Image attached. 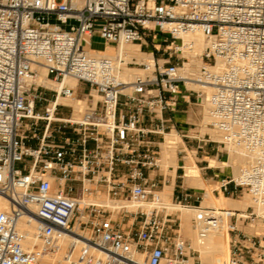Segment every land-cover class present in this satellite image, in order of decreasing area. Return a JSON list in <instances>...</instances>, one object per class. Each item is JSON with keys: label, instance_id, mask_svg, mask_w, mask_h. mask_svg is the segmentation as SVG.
<instances>
[{"label": "built area", "instance_id": "built-area-1", "mask_svg": "<svg viewBox=\"0 0 264 264\" xmlns=\"http://www.w3.org/2000/svg\"><path fill=\"white\" fill-rule=\"evenodd\" d=\"M197 33L208 45L187 66L196 47L186 37ZM96 37L105 48L152 43L156 53L127 62L141 70L127 82L117 77L125 59L96 50ZM42 67L60 89L36 82ZM80 84L100 99L72 120L57 101ZM192 95L209 104L213 129L253 158L217 191L247 190L264 209V0H0V195L9 202L0 264H202L148 175L161 168L151 140L165 133L160 115ZM99 194L117 209L93 201ZM205 212L201 238L221 220ZM121 216L133 227H120ZM230 249L228 264H264V234H239Z\"/></svg>", "mask_w": 264, "mask_h": 264}, {"label": "bare ground", "instance_id": "bare-ground-1", "mask_svg": "<svg viewBox=\"0 0 264 264\" xmlns=\"http://www.w3.org/2000/svg\"><path fill=\"white\" fill-rule=\"evenodd\" d=\"M186 41L194 42V45L196 47L195 51L191 53L192 61L187 64V66H191L193 63L199 64L200 59L197 58L202 51L206 48L208 45V42L204 38V36L201 33H197L194 35H190L186 37ZM103 53L111 56L120 55L123 59H125V63H118V70H117V77L120 80L124 81H132L136 75H138L141 70L137 67H129L127 66V62L135 61L134 59L137 58L140 61V57L144 55V53L141 50V46L139 44H128L123 45L119 49H116L112 46H108L104 48L102 51ZM151 55H149L150 57ZM137 61V60H136ZM36 82L38 84H42L48 88H54V89H60L61 83H56L55 81L49 79L47 77V71L45 68L39 69V74L36 78ZM65 84H68L71 87H76L78 85V81L73 78H67L65 80ZM212 90L210 88L207 89V93L210 94ZM95 98L94 102L97 103V101L100 99V95L96 92H93ZM86 98H78L76 96L74 97H62L60 96L57 103L66 105V106H73L75 108V114H73L72 120H81L84 112V104L86 102ZM54 104V102H53ZM208 104V103H207ZM81 113V115L79 113ZM209 115V114H208ZM207 116V115H206ZM210 116V115H209ZM211 122L210 117H206V122ZM206 124V123H205ZM204 124V126H205ZM205 129V128H204ZM214 131V130H212ZM219 137L221 138V143H226L231 148V156L228 160L222 161L221 165L222 167H231L232 173L235 175V177H238L241 169L249 165L253 158L250 154H248L246 151H244L241 148H238L234 146L232 143H230L226 136L218 133ZM177 133L170 132L166 134V141L163 142L164 150L162 151V162L164 164H173L176 169L178 166V159H177ZM217 139V140H218ZM235 148V149H234ZM215 162V160L213 159ZM212 162V163H214ZM217 162V161H216ZM219 162V161H218ZM217 165V164H216ZM186 173L185 177L191 181L193 186L198 187H205L206 193H205V200L203 201V204L205 205H212L217 208L215 211V215L221 217L220 223L218 227L210 229L207 236L205 238L200 237V231L202 227L204 226V217H205V210L204 209H188L184 206L179 205H173L170 206L173 209H181L182 212L180 214L181 219V231L186 233L187 236L191 238V241L193 246L201 253V257L208 262V264H228L229 257H230V219L231 216L238 215L239 218H247L250 215L244 211L247 210L248 207H254L255 211L259 214L264 216V209L258 207L256 203L254 202L252 196L250 198L249 195L245 198L243 201H229L228 198L218 199L215 194L213 193L212 189L209 188L208 184L206 183L205 178L201 175L200 169L198 165L196 164L195 160L189 159L187 160L186 165L184 166ZM166 190L162 192V196L164 199V203L166 205L168 200H171L173 197V185L166 186ZM93 201L100 203V204H109L112 208L117 209L115 204H113L106 195L99 194L97 197L92 199ZM172 201V200H171ZM9 202L5 196L0 195V211L7 208ZM138 205H136L137 207ZM231 207L234 208V210H243V212H235L233 211H221L220 207ZM169 207V208H170ZM241 208V209H240ZM228 209V208H227ZM260 227V226H259ZM232 228V227H231ZM29 231L34 232L35 231V225L32 224L28 227ZM258 229V228H257ZM262 229V227H261Z\"/></svg>", "mask_w": 264, "mask_h": 264}, {"label": "rangeland", "instance_id": "rangeland-1", "mask_svg": "<svg viewBox=\"0 0 264 264\" xmlns=\"http://www.w3.org/2000/svg\"><path fill=\"white\" fill-rule=\"evenodd\" d=\"M59 1H61V0H59ZM157 35L159 38H161L163 36H167V34L161 33V32H158ZM152 39H153L152 36H150L149 40L151 41ZM94 47H95V49L103 51L105 48V44L102 41V39H100L99 37H96L94 39ZM153 48L154 47H153L152 43H149L148 45H144L142 48L144 55H142V57H140V61L137 58L135 59V61L137 60L136 62L141 63V62L148 60L150 58L149 57L150 53L145 54V52L149 51ZM132 67L138 68L139 66L133 65ZM196 89H198V88L196 87ZM43 92H45V97L48 100H52V98H54L55 92H53L49 89L48 90L44 89ZM88 93H89V91H88L87 85L81 84L78 87V92L76 94V97H78V98H86L87 97L86 102L84 104L85 109L89 108V106H95L97 104L94 102L95 96L94 95L89 96ZM46 103H47V101L44 102V104L40 105L39 107L41 109H43L44 106L46 105ZM187 104L191 105V108L193 109L192 110L193 118L188 119L187 117L182 116L179 118L180 121L178 123H176L175 126L173 124L176 121V119L173 115L178 113L179 108L177 106V108L175 110H170L171 113H174L173 115H171V118L175 121H173V123H171L170 126L166 127L165 133L163 135H159L160 136V138L158 140L159 143L157 145H155L156 149L161 154V159H162V154H163L162 151L164 150L162 143L166 141V134L175 131L177 133V137H178V139H177L178 143L176 144L178 165L181 164L182 166H184V165H186L187 160H189V159L195 160L196 164L198 165V167L200 169L201 175L205 178L206 183L208 184L209 188L212 189L213 193L215 194V196L219 200L222 199V201H223L224 198H228L227 200H229V201H240V200L243 201V200H245L247 195H249L251 198V195L249 194V192H247V190H240L239 192H237L235 194H223L221 191H219V192L217 191V188L220 185V179L222 178V175H224V177L235 176L232 173L231 167H222V165H221L222 161L228 160L229 157L231 156V154H232L231 148L226 143L220 142L221 138L218 136L219 134L210 125V121L208 120L209 122H206V117H210L208 115L209 114V104H207V101L202 100V99H198L196 96H193L191 98V103H187ZM85 109H84V111H85ZM183 109H184V107H183ZM59 110L61 111L60 113L62 115L75 114V111H74L75 108L73 106L60 107ZM77 113H79V112H77ZM79 114L81 115V113H79ZM180 114H187V113L183 112ZM204 124H205V126H204ZM212 130H214V131H212ZM218 158H220V159L218 160ZM213 159H216L215 162L213 161ZM179 161H181V163H179ZM212 162H214V163H212ZM161 168H162L163 172H165L167 175H172L175 178L176 168L172 163L171 164H164V162H162V160H161ZM173 168H175L174 171H172ZM185 173H186V170L184 167H182V169H180L179 173H178L179 184H181L182 181L186 179L190 184L189 186L192 187V189H197L202 198H201L200 202H194L193 204H191V206H189V207L184 206V207H186L188 209L198 208V209H204V210L208 209V208H210V209L213 208L216 211L217 210L216 207H214L212 205L203 204V201L205 200V193H206L205 187L203 188V187L193 186L191 181H189L186 177H184ZM212 177H213V179H211ZM185 192H187V191L186 190L182 191L181 188H178L176 191V194L174 195V190H173V197L171 199L172 201L171 200L166 201L168 204L167 205L168 208L165 209V213L171 214L172 217L175 220H177V223L174 226V229H176V232L179 231L180 234L184 238L188 239L191 242L192 241L191 238L189 236H187L186 233H184L183 231L180 230L181 229L180 214H181L182 210L180 208L179 209H173L172 208L173 205L183 206L182 204H180L179 199L176 200V198L178 196H181ZM170 206H172V207H170ZM220 208H221L220 209L221 211H223V210L224 211H233L234 210V208H231V207L221 206ZM234 211L238 212V213L243 212L242 209H241V211L240 210H234ZM244 211H246L248 214H253L256 212L254 207H248L247 210H244ZM256 214H258V213L256 212ZM131 223H132V221H131ZM230 223H231V227H232V228L230 227V235H231L230 236V244H231L233 237H235L239 234H241V235H243V234H252V235L264 234V219L261 216L256 218L253 221L250 218L243 219V218H239L238 215H235V216H231ZM261 227H262V229H261ZM197 254L200 255V260H201L202 264H208V262L201 257V253L199 251Z\"/></svg>", "mask_w": 264, "mask_h": 264}, {"label": "crops", "instance_id": "crops-1", "mask_svg": "<svg viewBox=\"0 0 264 264\" xmlns=\"http://www.w3.org/2000/svg\"><path fill=\"white\" fill-rule=\"evenodd\" d=\"M96 50H98V49H96ZM152 52L156 53L154 48L149 50V51H146L145 54L152 53ZM193 96H195V95H192L191 98ZM191 98L189 100L182 99L180 101V103L178 105V108H179L178 109V113L174 114V113H171L170 110H167V111L163 112V114L160 115V118H162V121H163V124H164L165 127L170 126L171 123H173V121H175V120H173L171 118V115H173V114H174L173 116L176 119V121L173 124L174 126L176 125V123H178L180 121L179 118L182 117V116L187 117L188 119L193 118V113H192L193 109L191 108V105L187 104V103H191ZM183 107H184V109H183ZM183 112H185L187 114H180V113H183ZM146 124L150 125L149 121ZM159 138H160L159 135H156V134L151 135V140L154 143V145H157L159 143L158 142ZM219 159L220 158H218V160ZM214 160H216V159H214ZM179 163H181V161H179ZM184 166H182L181 164H179L177 166L175 178L172 175H167L165 172H163L162 168L156 169V170H149L148 171V175H149V178L151 180H155L158 183H160V187L162 189H164L163 191L166 190V188H165L166 186L173 185L174 195L176 194V191H177L178 188H181L182 191L186 190V191H191V192H194L196 194H199L197 189H192V187L189 186L190 184H189V182L186 179L183 180L181 184H179V180H178L179 179V175H178V173H179V170L182 169V167H184ZM175 168H173L172 171H174ZM222 178H224V175H222ZM211 179H213V177ZM117 221H118V224L120 225V227H122V228L129 229V228L133 227V225H131L132 224L131 223V219H128V218H126L124 216L119 217Z\"/></svg>", "mask_w": 264, "mask_h": 264}]
</instances>
